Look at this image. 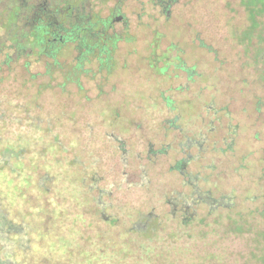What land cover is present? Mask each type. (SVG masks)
<instances>
[{"label": "rangeland", "instance_id": "374dc122", "mask_svg": "<svg viewBox=\"0 0 264 264\" xmlns=\"http://www.w3.org/2000/svg\"><path fill=\"white\" fill-rule=\"evenodd\" d=\"M247 1L179 0L166 17L155 2L127 0V34L135 41L121 51L136 53L124 70L116 60L103 84L95 66L78 84L63 79L71 66L67 50L56 63L28 49L0 53V264H76L83 238L105 231L116 239L151 211L163 217L159 193L171 189L187 198L205 197L206 190L232 194L230 204L208 210L193 200L188 209V231L221 219V230L211 232L227 236V251L254 244L251 234L263 236L221 227L230 222L224 207L251 219L264 202V82L256 61L264 55V7L259 3L253 15L256 0ZM160 51L180 57L177 67L157 60ZM174 115L181 116L177 130L162 122ZM227 143L232 150L222 151ZM164 223L160 231L175 222ZM188 231L181 241L191 238ZM254 241L264 247V238ZM182 244L181 255L208 251L210 264H228L210 242V250Z\"/></svg>", "mask_w": 264, "mask_h": 264}, {"label": "flooded vegetation", "instance_id": "af4514ba", "mask_svg": "<svg viewBox=\"0 0 264 264\" xmlns=\"http://www.w3.org/2000/svg\"><path fill=\"white\" fill-rule=\"evenodd\" d=\"M127 0H0V35L5 38L0 42V53L21 55L28 49V54H42L56 63L57 58L69 51L71 54V66L67 73L75 78L77 83L80 75L86 76L90 68L95 66V74H102L101 83L107 81V76L117 66L116 60L122 59L121 69H126L123 62L129 56L136 53L123 52L121 47L133 43L134 36H129V18L125 14ZM137 1V0H133ZM139 1V0H138ZM145 3L155 2L156 8L161 15L169 17L179 0H142ZM157 39L153 41L152 50H157ZM8 40L10 43L8 44ZM155 53V52H154ZM164 56H161V54ZM154 55H157L156 53ZM159 59L164 65L177 67L173 60L180 61V57L169 52L160 51ZM166 59L164 60V58ZM151 64L153 57L148 58ZM168 59V60H167ZM151 67H153L151 65ZM182 67V63L181 66ZM105 71V72H103ZM103 72V73H102ZM78 84V83H77ZM172 101L166 100V105L173 109ZM181 116L174 115L172 119L162 121L168 125V129H178L177 122ZM214 128H208L213 132ZM205 142L208 136L205 134ZM207 140V141H206ZM148 146H152L149 144ZM199 146H202L199 143ZM122 148V147H121ZM182 149V147H181ZM163 151L166 149H162ZM194 192V190H193ZM205 196V195H204ZM211 196H192L186 199L185 212L192 206L193 200L204 204L207 209L224 205L222 198L212 200ZM192 200V201H191ZM214 203V204H213ZM211 205V206H210ZM3 216L8 220L7 213ZM140 217V223L141 224Z\"/></svg>", "mask_w": 264, "mask_h": 264}, {"label": "trees", "instance_id": "16d2710c", "mask_svg": "<svg viewBox=\"0 0 264 264\" xmlns=\"http://www.w3.org/2000/svg\"><path fill=\"white\" fill-rule=\"evenodd\" d=\"M254 1V0H252ZM251 1V2H252ZM257 1V2H256ZM255 3H251V12L254 15L253 10L259 3L263 4L264 0H256ZM249 2V0L247 1ZM264 59V55H257L256 61L261 62V69L259 72V79L264 82V65L262 63ZM68 74V76L66 75ZM63 79L67 81L71 79V75L69 73H63ZM231 145L229 143L226 144V147L222 149V151H231ZM220 152V151H219ZM81 157L74 155V161H80ZM175 168V167H174ZM169 169V171L175 169ZM214 168V166L212 167ZM210 170H213V169ZM142 176V175H141ZM197 175H195L196 177ZM144 179V176H142ZM41 178H45L44 182L52 181L48 175H43ZM143 183V182H142ZM41 185V184H40ZM197 187L194 186L195 192L197 191ZM181 190L171 189L172 195H168L170 192L165 191L167 193H159L160 196L164 197V202L167 205V209L162 216H158L154 214L153 211L146 214L145 218L141 219V224L133 223L126 227L122 231H118L119 237L116 239H111L109 233H105L102 231L100 235L94 237L92 241V237L87 239V237L83 238V244L77 246L80 248V251L83 255L80 257V261H76V264H210L206 259L210 255L207 251L204 254H199L194 258L189 257L188 255L182 252L180 254V249L182 247V242H196V244H201L203 247H207V243H211L212 247L218 248L215 251L218 252V258L221 255L222 260H226L228 264H264V247L258 245L254 239L264 238V202L260 211L258 212L257 217H249L242 216L238 214V217H234L232 215L230 207H224L225 210L224 216L230 220V222L226 226H221L222 228H226L227 226H231L233 231H245L244 227L252 228L250 231H261L263 232L262 237H258L257 233L251 234L248 236L247 241H252V243H247L245 246L240 244H236L234 250L227 251L224 247L225 244V234L222 236H215L211 231H220L221 219L215 220L213 224L205 229V231H188L187 227L193 225L194 214L190 215V211L185 212V208H182L186 203L187 194L184 192H178ZM193 192V191H192ZM206 194H205V193ZM203 192V195L211 196L212 200L218 201L220 198L225 200L227 203H231L232 194L231 193H219L218 196H213L212 190H206ZM220 209V208H219ZM153 210V207H152ZM209 210V209H208ZM222 214L219 215L221 217ZM171 220L175 223L171 225L170 231L162 230L160 231V226L163 224L165 226V221ZM259 225H254V223L259 222ZM29 226L26 224H23ZM252 227H250V226ZM261 226V227H260ZM224 230V229H222ZM182 231H188L191 234L190 239H184L181 241L180 235ZM25 233H29V231H25ZM246 235V233H242ZM112 235V234H111ZM241 234L237 233V236ZM257 236V237H256ZM30 241V239H27ZM206 240L207 243H204ZM92 241V242H91ZM218 241V243H215ZM91 242V243H90ZM203 242V243H201ZM259 242V241H258ZM219 245V246H218ZM249 245V247H247ZM87 248H84L86 247ZM222 248L220 249L219 247ZM29 247H27V250ZM210 250L209 248H206ZM72 254L76 257V253L72 252ZM73 257V256H72ZM74 257V258H75ZM219 261H217V264ZM16 264V263H14Z\"/></svg>", "mask_w": 264, "mask_h": 264}]
</instances>
